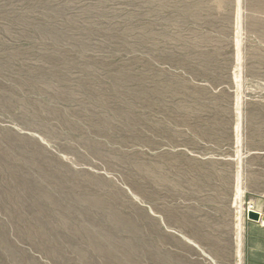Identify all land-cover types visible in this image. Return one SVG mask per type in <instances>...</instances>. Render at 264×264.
<instances>
[{"label": "rangeland", "instance_id": "1", "mask_svg": "<svg viewBox=\"0 0 264 264\" xmlns=\"http://www.w3.org/2000/svg\"><path fill=\"white\" fill-rule=\"evenodd\" d=\"M261 235L264 0H0V264H264Z\"/></svg>", "mask_w": 264, "mask_h": 264}, {"label": "water", "instance_id": "2", "mask_svg": "<svg viewBox=\"0 0 264 264\" xmlns=\"http://www.w3.org/2000/svg\"><path fill=\"white\" fill-rule=\"evenodd\" d=\"M248 218L251 221L259 222L261 220V214L256 211H248Z\"/></svg>", "mask_w": 264, "mask_h": 264}, {"label": "crops", "instance_id": "3", "mask_svg": "<svg viewBox=\"0 0 264 264\" xmlns=\"http://www.w3.org/2000/svg\"><path fill=\"white\" fill-rule=\"evenodd\" d=\"M251 243H260V245L263 244L264 243V235H261L259 237L258 236H253ZM259 262L262 263L263 261H257V263H259Z\"/></svg>", "mask_w": 264, "mask_h": 264}, {"label": "bare ground", "instance_id": "4", "mask_svg": "<svg viewBox=\"0 0 264 264\" xmlns=\"http://www.w3.org/2000/svg\"><path fill=\"white\" fill-rule=\"evenodd\" d=\"M239 29V28H238ZM239 58V57H238ZM240 74V73H239ZM241 109V108H240ZM240 111V110H239ZM241 123V122H240ZM240 187V186H239ZM240 196H241V189L240 188H238V190H237V199H239L240 198ZM242 198V197H241ZM249 211H253V210H249ZM238 220V219H237ZM240 227V226H239ZM240 257V256H239Z\"/></svg>", "mask_w": 264, "mask_h": 264}]
</instances>
